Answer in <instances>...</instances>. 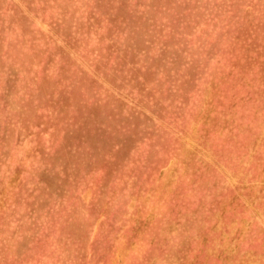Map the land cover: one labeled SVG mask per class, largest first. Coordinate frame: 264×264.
Segmentation results:
<instances>
[{
  "label": "rangeland",
  "instance_id": "374dc122",
  "mask_svg": "<svg viewBox=\"0 0 264 264\" xmlns=\"http://www.w3.org/2000/svg\"><path fill=\"white\" fill-rule=\"evenodd\" d=\"M0 264H264V0H0Z\"/></svg>",
  "mask_w": 264,
  "mask_h": 264
}]
</instances>
